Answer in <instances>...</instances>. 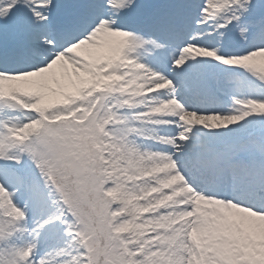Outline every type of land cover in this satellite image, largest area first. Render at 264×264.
<instances>
[{"label":"snow or ice","instance_id":"snow-or-ice-1","mask_svg":"<svg viewBox=\"0 0 264 264\" xmlns=\"http://www.w3.org/2000/svg\"><path fill=\"white\" fill-rule=\"evenodd\" d=\"M0 264H264V0H0Z\"/></svg>","mask_w":264,"mask_h":264}]
</instances>
